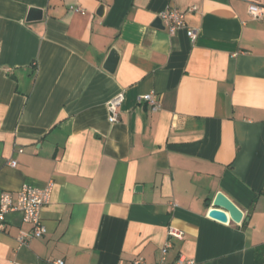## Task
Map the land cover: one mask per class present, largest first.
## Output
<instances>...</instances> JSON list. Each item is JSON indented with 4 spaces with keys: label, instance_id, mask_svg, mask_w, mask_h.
<instances>
[{
    "label": "crops",
    "instance_id": "0c3cea01",
    "mask_svg": "<svg viewBox=\"0 0 264 264\" xmlns=\"http://www.w3.org/2000/svg\"><path fill=\"white\" fill-rule=\"evenodd\" d=\"M251 4L264 0H0V195L54 183L47 234L21 245L32 226L10 213L0 264H155L170 226L184 237L167 262L264 264V18ZM169 9L195 40L155 26ZM218 192L240 224L210 216Z\"/></svg>",
    "mask_w": 264,
    "mask_h": 264
},
{
    "label": "built area",
    "instance_id": "2783aa9c",
    "mask_svg": "<svg viewBox=\"0 0 264 264\" xmlns=\"http://www.w3.org/2000/svg\"><path fill=\"white\" fill-rule=\"evenodd\" d=\"M74 8V7H73ZM81 10L80 7L76 8ZM194 9V7L192 8ZM249 14L255 19L264 18V5L251 4L249 6ZM160 18L164 22L166 28L171 34H174L180 28H187V34L195 40L198 35V30L188 27L185 21V14L179 9H169L160 13ZM1 50V48H0ZM123 100V95L111 100L108 104L110 116L109 121L114 123L119 118V105ZM140 102H147L158 109L161 106L160 100L154 93H146L139 97ZM9 164L12 167L17 165V160H11ZM54 189L53 181H49L45 187H37L30 184H24L16 192L4 191L0 195V231L7 229V216L10 213L19 212L22 214L23 220L31 224L30 231L20 230L17 236V241L23 245L30 239L42 238L47 234V227L42 220V211L46 205H49L52 200ZM184 232L181 229L170 226L168 236L163 245L162 258L155 264H195V260L187 258L184 254H179L173 262L166 261V255L169 249L173 246V240L183 239ZM56 264H64L62 259H58ZM132 264H149L145 260L137 259Z\"/></svg>",
    "mask_w": 264,
    "mask_h": 264
},
{
    "label": "water",
    "instance_id": "95a60500",
    "mask_svg": "<svg viewBox=\"0 0 264 264\" xmlns=\"http://www.w3.org/2000/svg\"><path fill=\"white\" fill-rule=\"evenodd\" d=\"M154 24L157 27L164 28L161 18H158ZM117 62L118 57L112 51L111 55L108 58V65L106 68L109 71L114 72L117 66ZM209 204H211L212 206L209 214L215 219H218L220 221H228L230 218L237 224H240L244 219L243 210L223 192H218L214 200Z\"/></svg>",
    "mask_w": 264,
    "mask_h": 264
}]
</instances>
